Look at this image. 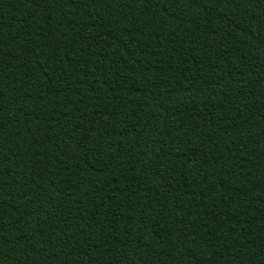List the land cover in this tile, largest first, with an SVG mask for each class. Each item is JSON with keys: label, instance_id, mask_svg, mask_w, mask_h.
I'll return each mask as SVG.
<instances>
[{"label": "trees", "instance_id": "obj_1", "mask_svg": "<svg viewBox=\"0 0 264 264\" xmlns=\"http://www.w3.org/2000/svg\"><path fill=\"white\" fill-rule=\"evenodd\" d=\"M0 264H264V0H0Z\"/></svg>", "mask_w": 264, "mask_h": 264}]
</instances>
